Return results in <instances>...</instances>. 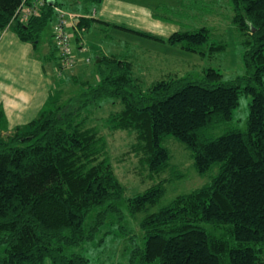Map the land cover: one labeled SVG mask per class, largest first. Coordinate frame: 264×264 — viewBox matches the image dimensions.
Segmentation results:
<instances>
[{
    "label": "trees",
    "instance_id": "1",
    "mask_svg": "<svg viewBox=\"0 0 264 264\" xmlns=\"http://www.w3.org/2000/svg\"><path fill=\"white\" fill-rule=\"evenodd\" d=\"M36 1L0 0V30L31 44L43 64L52 60L53 47L49 57L40 54L42 33L58 10L75 13L77 44L102 24L179 46L202 62L226 50L223 43H209V30L200 27L206 15L201 9L211 11L212 0L156 8V19L178 27L166 39L94 18L104 0H46L37 15L21 21L20 7ZM226 3L241 40V77L223 81L214 69L200 78L165 72L143 90L130 57L98 53L92 60L97 81L72 76L69 82L81 90L66 98L52 92L28 124L9 130L0 109V264H90L86 249L104 251L108 238L127 237L124 202L132 215L145 212L142 236H129L124 264H264V0ZM241 96L250 98L245 129L213 137L233 120ZM104 105L113 107L105 119L110 129L135 134L132 150L144 155L151 179L177 173L163 146L167 137L188 151L198 174L217 169L215 175L155 212L147 210L163 197L161 183L125 201L106 139L99 127L85 123Z\"/></svg>",
    "mask_w": 264,
    "mask_h": 264
},
{
    "label": "rangeland",
    "instance_id": "2",
    "mask_svg": "<svg viewBox=\"0 0 264 264\" xmlns=\"http://www.w3.org/2000/svg\"><path fill=\"white\" fill-rule=\"evenodd\" d=\"M152 3L157 5L161 3L160 7H168L181 9L180 0H150ZM211 11L207 7L201 9V13L204 15L203 22L200 27H206L209 30V43H223L226 46V50L222 53L215 55L214 57H208L203 62L195 54L181 49L179 46H171L167 43H160L150 38L140 37L129 31L107 30L109 36L106 33L101 32L97 36V40H93L94 37L84 43L82 49L73 46L72 54L74 59L78 62L80 60H86L91 58L90 63H80V66L72 67L63 73L59 74L62 79L55 85L53 90L54 95L64 94L66 98L68 95L78 93L81 89L78 84L69 82L72 74H80L82 80L90 82L97 81V75L95 74L94 67L92 66V60L95 59L98 49L101 47L100 41L103 42V46L107 49L116 50V54L123 57L128 56L132 59L134 65V73L139 77L140 85L143 90H147L152 82H156L165 78V75L161 78V75H157V71L153 70V74H149L143 67V59L145 51H149L151 55H161L167 57L171 62L170 65L161 66L165 67V70L175 75H181L185 72H191L194 78H200L203 75V71L207 69L217 70L223 81L233 80L237 77L244 75V66L241 59V40L238 33L235 31L231 16L232 13L228 9L226 0H212ZM163 4V5H162ZM175 7H174V6ZM197 13V12H196ZM192 14H194L192 12ZM164 15V14H162ZM55 21L50 22L42 33L41 45L39 51L49 53L53 47L55 53V59L52 65H56L57 68L64 69L62 67L60 48L56 46L54 40L55 34ZM197 25V22L194 23ZM198 26V27H199ZM70 33L69 28L66 30ZM102 31V30H101ZM98 29H95L92 34L95 36L99 33ZM121 32V33H120ZM108 37V39H107ZM107 39V40H106ZM110 39H113L110 40ZM86 41V40H85ZM125 42L124 46L120 47L119 43ZM102 46V50L104 47ZM113 52H109L111 54ZM143 60V61H142ZM179 62V64H175ZM82 66V67H81ZM50 68V65H49ZM82 68V69H78ZM83 70V74L81 71ZM159 74V73H158ZM70 78V79H69ZM153 82V83H154ZM250 98L241 96L238 108L234 111L233 120L230 123L222 124L213 132V137H217L223 134L228 128H235L244 130L246 126V119L248 115V104ZM115 107L114 109H116ZM113 107L110 105H104L94 111L86 120V125L89 127L97 126L100 128L101 134L104 136L107 142V154L108 158L113 167L114 173L119 182L125 188V201L128 198L133 197L136 194L143 193L145 190L161 183L164 187V195L157 202L156 205L150 207L147 211L149 213L159 210L161 207L168 205L175 197L183 194H188L196 189L203 187L208 184L211 178L215 175L217 169L200 175L194 167L193 161L187 150L183 148L176 140L172 137H167L163 143L171 154L170 166L177 173L172 174L171 170H167L162 174L153 177H149L148 168L143 161V154L141 152H135L132 150V145L135 143V134L124 131L112 130L106 125V118ZM178 177V178H177ZM121 210L124 215L123 225L126 227L125 230L128 233L127 237L119 236L116 239H107V244L102 249H86L84 254L90 258V264H120V261L124 264V261L128 257V253L132 246L130 243V237L133 236L140 239L142 233L139 229V223L144 216V213L131 214L126 202L121 203ZM113 221H115L113 219ZM114 226L107 227L106 230L109 232L113 231Z\"/></svg>",
    "mask_w": 264,
    "mask_h": 264
},
{
    "label": "crops",
    "instance_id": "3",
    "mask_svg": "<svg viewBox=\"0 0 264 264\" xmlns=\"http://www.w3.org/2000/svg\"><path fill=\"white\" fill-rule=\"evenodd\" d=\"M160 6L161 3L155 5V3H152L150 0H104L100 9L93 13V17L104 24L116 25L166 39L177 31L178 27L174 23L161 22L154 17L155 9ZM168 9L177 10L170 6ZM69 15L72 17L67 18V20L75 21V13L69 12ZM73 28L74 27L69 28L72 49L73 46L82 49L85 42L97 40L96 38L101 35V32L107 35L106 31L108 29L114 30L115 33L125 31L115 27L108 28L106 25L102 24L95 25L88 33L83 35V41L77 44ZM95 29L99 30V34L96 36L92 34ZM91 36L94 37L93 40L89 39ZM107 36H109V34ZM110 40L113 41V39ZM87 44H89V42ZM124 44L126 43L121 42L119 46L122 47ZM100 45L101 47L98 49L97 54L101 53L104 55L119 56L114 53L116 50L105 48L102 41H100ZM102 46L104 50L101 49ZM109 52L113 53L108 54ZM49 53H46V51L43 53L40 52L42 56L47 57L50 56ZM50 58L52 59L51 61L48 60L46 64H43L36 58L31 44L21 42L8 28L0 30V109H2L5 115L7 128L9 130H13L17 126L26 125L34 120L48 104L50 95L56 85L54 81L58 83L60 79L64 78V74L59 77V74L63 73L64 69L52 65L53 59H55L54 50L53 56H50ZM143 60L142 68H145V71L149 74L155 73L153 70H156V76L168 72L165 70V67H159L158 65L167 67L171 64L169 63L171 62L169 58L165 56L162 57L161 55H151L149 51H145ZM80 63H82L83 66L85 62L84 60L76 61L73 67L80 66ZM175 64H179V62ZM66 70H64V72ZM82 72L83 70L81 74L84 73ZM72 75L78 78L80 77V74Z\"/></svg>",
    "mask_w": 264,
    "mask_h": 264
},
{
    "label": "built area",
    "instance_id": "4",
    "mask_svg": "<svg viewBox=\"0 0 264 264\" xmlns=\"http://www.w3.org/2000/svg\"><path fill=\"white\" fill-rule=\"evenodd\" d=\"M45 1L46 0H38L32 6H21L16 16L18 15L21 21H26L30 16L38 14L39 7H41ZM57 13L54 40L56 46L60 48V60L62 67L66 70L72 68L76 62L72 55L71 35L66 31L68 28L74 26V21L67 20V18L72 17L69 13H65L61 10H58Z\"/></svg>",
    "mask_w": 264,
    "mask_h": 264
},
{
    "label": "water",
    "instance_id": "5",
    "mask_svg": "<svg viewBox=\"0 0 264 264\" xmlns=\"http://www.w3.org/2000/svg\"><path fill=\"white\" fill-rule=\"evenodd\" d=\"M54 1L55 0H47V3L50 4V5H53L54 4Z\"/></svg>",
    "mask_w": 264,
    "mask_h": 264
}]
</instances>
